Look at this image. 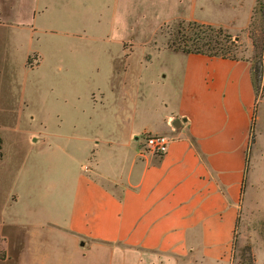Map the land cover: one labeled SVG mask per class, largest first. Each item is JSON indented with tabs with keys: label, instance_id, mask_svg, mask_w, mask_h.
I'll use <instances>...</instances> for the list:
<instances>
[{
	"label": "crops",
	"instance_id": "0c3cea01",
	"mask_svg": "<svg viewBox=\"0 0 264 264\" xmlns=\"http://www.w3.org/2000/svg\"><path fill=\"white\" fill-rule=\"evenodd\" d=\"M179 53L178 66L168 71L174 86L140 108L134 100L141 94L125 86L140 83L141 72L126 77L110 64L105 86L75 108L85 120L57 140V151L44 152L58 174L40 192L35 224L40 238L72 245L40 244V264L228 262L254 111L250 66L239 58ZM143 133L166 135V152L141 153L136 144L127 156L122 147ZM62 154L90 160L70 168L61 166Z\"/></svg>",
	"mask_w": 264,
	"mask_h": 264
},
{
	"label": "rangeland",
	"instance_id": "374dc122",
	"mask_svg": "<svg viewBox=\"0 0 264 264\" xmlns=\"http://www.w3.org/2000/svg\"><path fill=\"white\" fill-rule=\"evenodd\" d=\"M180 21L223 28L232 54L249 63L254 111L226 264H247L245 247L253 264H264V0H0V264H40V244L72 245L40 238L35 224L40 192L58 174L44 152L57 151V140L85 120L75 108L105 86L110 64L126 77L141 72L140 83L125 86L141 94L138 107L173 87L168 71L182 54L166 44ZM143 137L122 147L127 156ZM88 160L62 154L60 164Z\"/></svg>",
	"mask_w": 264,
	"mask_h": 264
},
{
	"label": "trees",
	"instance_id": "16d2710c",
	"mask_svg": "<svg viewBox=\"0 0 264 264\" xmlns=\"http://www.w3.org/2000/svg\"><path fill=\"white\" fill-rule=\"evenodd\" d=\"M169 36L166 45L173 52L201 53L209 56L237 59L232 54V46H234L232 36L221 27L180 21L175 23L174 32ZM245 251L247 264H253L250 249L245 247Z\"/></svg>",
	"mask_w": 264,
	"mask_h": 264
},
{
	"label": "built area",
	"instance_id": "2783aa9c",
	"mask_svg": "<svg viewBox=\"0 0 264 264\" xmlns=\"http://www.w3.org/2000/svg\"><path fill=\"white\" fill-rule=\"evenodd\" d=\"M144 137L140 142V152H149L160 156L166 152L169 138L160 133H143Z\"/></svg>",
	"mask_w": 264,
	"mask_h": 264
}]
</instances>
